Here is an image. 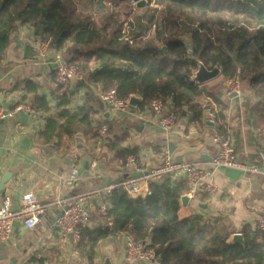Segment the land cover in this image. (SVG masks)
<instances>
[{
	"label": "trees",
	"instance_id": "16d2710c",
	"mask_svg": "<svg viewBox=\"0 0 264 264\" xmlns=\"http://www.w3.org/2000/svg\"><path fill=\"white\" fill-rule=\"evenodd\" d=\"M78 2L0 0V50L8 47L10 33L31 24L41 39L51 38V47L59 49L72 42L66 58L83 74L80 83L89 103L72 112L68 105L74 92L66 88L59 97L58 117L48 119L42 132L46 141L57 139L58 143L79 124L88 130L94 114L107 110L94 89L98 85L104 90L116 87L121 97L141 96L139 108L160 95L179 118L187 111L191 123L200 122L218 85L207 86L191 78L199 62L209 69L220 67L227 78L240 70L242 81L247 79L250 89L263 99L254 112L264 107V0H157L161 9H148L145 17L150 22L157 19L154 37L160 44L154 38H142L146 25L133 32L140 37L134 44L119 40L123 27L119 15L107 14L91 22V14L86 13L91 4L85 0L88 6L78 11ZM29 103L38 111L50 110L45 97L33 95ZM100 121L95 133L106 126L109 149L126 162L136 153L120 145L127 132L116 119ZM189 191L190 183L182 178L152 181L148 193L137 200L115 188L107 196L110 229L86 227L78 245L93 250L111 231L128 230L136 241L155 249L161 264H264V230L244 225L245 241L240 242L231 239L232 231L220 218L206 220L199 213L180 218L181 198Z\"/></svg>",
	"mask_w": 264,
	"mask_h": 264
},
{
	"label": "crops",
	"instance_id": "0c3cea01",
	"mask_svg": "<svg viewBox=\"0 0 264 264\" xmlns=\"http://www.w3.org/2000/svg\"><path fill=\"white\" fill-rule=\"evenodd\" d=\"M41 40V34L31 24H23L10 33L8 47L0 50V105L8 110H14L19 104L31 107L30 98L38 95L45 97L50 106L49 111H38L33 107L34 112L21 109L0 121V176H7L4 188L0 190V202L3 197H15L19 190L25 189L24 193L33 192L41 202L49 203L48 210L35 227H27L21 219L15 220L12 236L0 240V264H147L141 260H126L128 230L111 231L93 250L73 244L56 223L62 208L52 202L62 198L68 203L79 192L121 183L129 177L142 178L162 162L163 153L170 150L171 145L175 146L174 160H191L210 169V179L217 185V192L198 190L194 198L188 195L190 191L187 192L189 201L184 204L181 199L180 218L196 213L206 220L220 218L232 231L231 239L235 233H241L244 225L252 229L257 227L258 218L264 214V107L254 112L263 99L250 89L247 79L242 81L241 93L235 96H226L227 77L222 71L205 82L207 86L218 87L214 88L216 97H209L211 104L206 106L201 121L191 123L186 111L171 133L156 125V116L148 105L144 108L135 106L116 116L106 106V111L99 109L94 114L88 130L79 124L72 135H62L58 143L57 139L46 141L42 132L48 119L58 117L59 97L66 88L74 92L68 105L72 112L89 103L90 98L80 83L83 74L63 85L55 81L54 56L60 49L67 55L72 42L59 49L51 47L43 59L37 50ZM94 89L101 98L103 87L98 85ZM213 109L217 110L220 129L233 136L237 158L260 172L212 166L211 158L217 145L213 141L215 128L207 117ZM108 117L116 119L118 127L127 132L120 145L136 150L135 155L141 161L139 169L126 167L125 161L117 159L109 149L108 139L103 141L95 133L98 124L103 122L100 120ZM110 135L115 136V133ZM72 166L78 168V173L70 183ZM166 178L173 181L182 178L189 182L180 172ZM140 186L144 188L143 192L149 191L146 180L141 179ZM107 196L104 194L106 204ZM99 203L96 199L89 205L92 217L88 227L110 229L112 222L107 215L99 213Z\"/></svg>",
	"mask_w": 264,
	"mask_h": 264
},
{
	"label": "built area",
	"instance_id": "2783aa9c",
	"mask_svg": "<svg viewBox=\"0 0 264 264\" xmlns=\"http://www.w3.org/2000/svg\"><path fill=\"white\" fill-rule=\"evenodd\" d=\"M90 8H88L91 14V22H95L99 16L114 14L124 16L122 35L119 40L127 41L130 44L140 38L135 36L133 32L139 30L140 25H146L147 30L142 38H154L156 44H160L159 39L155 38V31L158 28V22L155 18L153 21H148L145 17V13L148 9H161V5L157 3V0H145L146 5L140 6L141 0H123L115 2L114 0H88ZM198 26V24H194ZM51 47V38H45L39 41L37 50L43 59L48 56L49 49ZM54 62L56 63L55 69V81L57 84L63 85L67 82L80 78L82 73L78 69L77 65L66 58L63 49H60L54 56ZM191 78L195 80V72L191 75ZM226 96L239 95L242 89V79L240 76V70L234 75L226 79ZM101 98L106 104L107 108L112 115H119L121 112H129L133 105L130 103V97H121L118 94L117 88L112 87L108 90H103ZM149 109L155 114L156 125L164 132L171 133L175 130L179 115L173 109V105L165 100L162 96L157 95L149 103ZM25 109L34 112L33 108L29 105L19 104L14 110H8L0 105V121L5 120L9 116H12L15 111ZM207 121L213 125L215 132L213 134V141L217 145V150L212 156L211 164L214 168L218 167H235L252 172H260L256 167H250L247 163L237 158L233 147V136L228 131L220 129L218 113L216 109L208 112ZM99 136L102 140L107 138V128L104 126ZM126 167L132 169H139L141 167V161L135 154H130L125 162ZM177 172L183 173L192 185V190L188 195L190 198L196 196V191H206L208 193L217 192V185L210 179L212 172L197 162L191 160H174L172 152L167 150L162 155V162L152 167L144 177H129L125 181L113 185L106 186L104 188H94L77 193L71 202H66L62 198L55 199L52 204L62 208L61 213L56 219V223L65 236L72 233V242L78 245L82 238V230L88 227L92 213L90 210V203L96 199L100 200L98 205L99 213L107 215L108 204L103 201L104 194H109L113 189L120 188L127 191L130 196L139 197L148 193L143 192L144 188H141V179L147 182H161L165 177H169ZM78 168L72 166L69 182L72 183L77 178ZM69 205L65 209L66 205ZM49 203H44L39 200L33 192L24 193L20 198V207L17 211L14 210V197L7 195L2 198L0 202V240L8 239L13 234L15 220L21 219L24 221L27 227H35L41 220V216L48 210ZM257 227L260 230H264V214L257 220ZM126 260L133 262L141 260L147 264H159V259L155 249L145 243L144 241H136L130 234L126 242Z\"/></svg>",
	"mask_w": 264,
	"mask_h": 264
},
{
	"label": "water",
	"instance_id": "95a60500",
	"mask_svg": "<svg viewBox=\"0 0 264 264\" xmlns=\"http://www.w3.org/2000/svg\"><path fill=\"white\" fill-rule=\"evenodd\" d=\"M140 6H144L146 5V1L145 0H141L139 2ZM0 8H1V3H0ZM163 48H166L165 46H163ZM221 68L218 66H215L212 69H209L208 67L205 66V64L203 62H199V68L198 70L195 72V80L199 83H205L209 80H212L214 78H216L220 73H221ZM236 94H234L233 96H235ZM143 100V98L137 94H132L130 96V103L133 106H138V104ZM186 111L183 112V114H185ZM173 147H175L174 145H171V152H173ZM205 156H203L204 158ZM212 159V158H211ZM86 166H88V162H86ZM7 181V176L3 175L0 176V190H2L4 188V184ZM25 192V189H21L19 190V192L15 195L14 197V210L17 211L20 207V198L22 196V194ZM131 199L133 200H137V197L131 196ZM182 202L184 204H186L189 201V196L188 195H183L182 196ZM69 207V205L67 204L65 206V209H67ZM69 237L70 239H72V233H69ZM233 241H240V242H244V237L242 233H235L233 235L232 238ZM110 260V258L107 259V262ZM109 263V262H108Z\"/></svg>",
	"mask_w": 264,
	"mask_h": 264
},
{
	"label": "rangeland",
	"instance_id": "374dc122",
	"mask_svg": "<svg viewBox=\"0 0 264 264\" xmlns=\"http://www.w3.org/2000/svg\"><path fill=\"white\" fill-rule=\"evenodd\" d=\"M86 6H88V4H87V2H85V0H79V2H78V11H82ZM88 7L90 8V5ZM88 12L89 11H87L86 13H88ZM102 17H103V15L99 16L98 19H97L98 20L97 22H99L100 18H102ZM123 17H124L123 15L120 16V18H123Z\"/></svg>",
	"mask_w": 264,
	"mask_h": 264
}]
</instances>
